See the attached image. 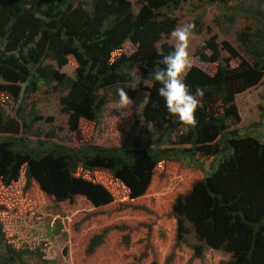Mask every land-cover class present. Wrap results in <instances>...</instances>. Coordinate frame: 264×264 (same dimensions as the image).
Listing matches in <instances>:
<instances>
[{
	"label": "trees",
	"instance_id": "1",
	"mask_svg": "<svg viewBox=\"0 0 264 264\" xmlns=\"http://www.w3.org/2000/svg\"><path fill=\"white\" fill-rule=\"evenodd\" d=\"M39 1L0 0V79L11 85L27 83L32 89L41 82L63 86L68 92L60 103L74 130L82 119L97 121L112 99L118 101L117 88L127 89L134 68L142 64L141 74L150 79L152 89L141 115L152 125L156 138H139L134 145L84 143L74 148L52 137L9 136L0 139V182L7 185L17 178L19 164L26 161L27 188L37 186L57 201L83 194L100 206L113 201L112 193L77 175L91 162L109 160L116 173L132 172L130 179L140 182L144 165L183 161L203 169V159L213 158L211 171L200 181L202 194L213 199L208 215L215 207L231 221L240 218L255 234L264 236V142L231 128L241 119L236 94L256 86L264 76V0L250 4L240 0L235 7L239 15L256 22V29L246 27L238 33L246 57L228 41L221 47L216 36L203 42L198 55L203 62L217 64V70L210 74L194 65L185 78L193 93L197 88L205 92L195 128L181 124L167 111L156 91L160 85L152 79L164 67L160 58L174 50L173 43L164 41L159 46V42L163 36L170 37L179 22L163 10L178 9L184 0H138L136 10L132 0ZM232 1L205 0L212 5ZM227 19L235 20L234 16ZM200 27L198 18L195 31H201ZM128 42L135 46L130 54L124 53ZM223 50L229 55L224 57ZM47 59L58 66L75 61V77L45 64ZM236 59L240 63L232 66ZM127 91L132 98L137 94ZM154 103L159 107L154 108ZM10 120L0 102V133L8 131ZM104 235L91 239L89 253L101 245ZM27 256L54 261L46 259L40 248L13 246L0 221V264H27Z\"/></svg>",
	"mask_w": 264,
	"mask_h": 264
},
{
	"label": "rangeland",
	"instance_id": "2",
	"mask_svg": "<svg viewBox=\"0 0 264 264\" xmlns=\"http://www.w3.org/2000/svg\"><path fill=\"white\" fill-rule=\"evenodd\" d=\"M132 1L136 10L138 0ZM240 2L212 5L205 0H184L178 9L163 10L165 16H176L178 25H196L200 18L201 31L194 30L190 47L195 66L210 74L216 72L217 64L203 62L198 55L203 42L213 36L221 47L228 41L242 57L247 56L238 33L246 27L256 29V22L235 11ZM228 16L235 20L228 21ZM164 41L175 45L171 36H163L159 46ZM134 50L128 42L124 53ZM222 54L229 55L226 50ZM45 64L55 66L66 77H75V61L58 66L47 59ZM141 66L136 65L133 74L139 69L141 73ZM67 92L56 82H41L32 89L27 83L11 85L0 79V102L11 118L0 139L27 134L35 140L40 135L78 148L84 143L120 146L126 142L134 145L139 138H156L152 125L141 115L149 96L129 118L121 117L118 101L112 99L97 121L82 119L73 130L60 103ZM236 104L241 119L231 128L264 142V76L256 86L236 94ZM212 161L204 158L203 169L183 161H164L151 168L144 165L140 182L130 179L135 175L132 172L116 173L109 160L91 162L77 175L112 193L113 201L100 206L83 194L57 201L37 186L27 188V163L23 161L17 178L7 185L0 182V221L13 246L40 248L46 259L54 260L27 256V264H264L263 235L255 234L240 218L231 221L215 207L208 215L213 199L202 194L200 181L211 171ZM101 233H105L103 242L89 253L91 239Z\"/></svg>",
	"mask_w": 264,
	"mask_h": 264
},
{
	"label": "clouds",
	"instance_id": "3",
	"mask_svg": "<svg viewBox=\"0 0 264 264\" xmlns=\"http://www.w3.org/2000/svg\"><path fill=\"white\" fill-rule=\"evenodd\" d=\"M196 25L185 23L178 25L172 32L171 38L175 41L174 50L160 58L159 63L163 68L156 70L152 74V79L159 83L156 89L158 95L165 101L167 111L177 117L183 125L195 128L198 124L196 112L202 107L201 99L205 92L202 88H197L193 93L185 83V78L194 67V61L190 52L191 39L194 35ZM128 89L137 92L136 99L128 94ZM152 84L149 78H145L140 69L133 74V79L128 88H117L118 106L121 117L129 118L133 111L138 113L144 101L151 94ZM153 107H159L157 103ZM53 259V257H48Z\"/></svg>",
	"mask_w": 264,
	"mask_h": 264
}]
</instances>
